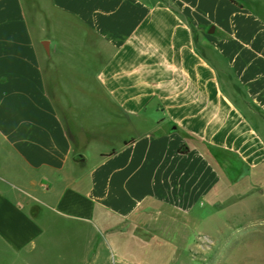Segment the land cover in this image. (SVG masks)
I'll list each match as a JSON object with an SVG mask.
<instances>
[{
	"label": "crops",
	"instance_id": "crops-1",
	"mask_svg": "<svg viewBox=\"0 0 264 264\" xmlns=\"http://www.w3.org/2000/svg\"><path fill=\"white\" fill-rule=\"evenodd\" d=\"M255 2L0 0V264H96L102 229L190 243L262 183Z\"/></svg>",
	"mask_w": 264,
	"mask_h": 264
},
{
	"label": "rangeland",
	"instance_id": "rangeland-1",
	"mask_svg": "<svg viewBox=\"0 0 264 264\" xmlns=\"http://www.w3.org/2000/svg\"><path fill=\"white\" fill-rule=\"evenodd\" d=\"M258 4L264 6V0H256L254 5ZM89 156L93 160L91 153ZM250 181L240 180L233 185V191L224 194L221 203L227 208L210 217L207 214L213 209L206 207L199 223L184 227V235L192 237L190 243L183 236L169 239L168 245L153 240L144 248L140 242L144 238L142 231L131 228L121 233L102 229L95 232L92 244L100 241L104 248L91 245L89 260L98 255L96 264H123L120 256L129 261L124 264H264V180L257 185ZM172 241L177 243L173 245ZM175 247L177 253L173 252ZM72 251L70 261L62 260L59 264H79L74 255L78 250ZM38 264L46 263L40 260Z\"/></svg>",
	"mask_w": 264,
	"mask_h": 264
},
{
	"label": "water",
	"instance_id": "water-1",
	"mask_svg": "<svg viewBox=\"0 0 264 264\" xmlns=\"http://www.w3.org/2000/svg\"><path fill=\"white\" fill-rule=\"evenodd\" d=\"M78 157H82V155H79Z\"/></svg>",
	"mask_w": 264,
	"mask_h": 264
}]
</instances>
